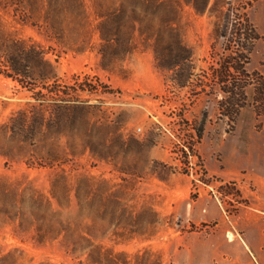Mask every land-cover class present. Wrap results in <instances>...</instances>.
I'll list each match as a JSON object with an SVG mask.
<instances>
[{"label":"rangeland","instance_id":"374dc122","mask_svg":"<svg viewBox=\"0 0 264 264\" xmlns=\"http://www.w3.org/2000/svg\"><path fill=\"white\" fill-rule=\"evenodd\" d=\"M258 1L0 0V264L233 263L221 239L264 218V116L198 82L230 11L264 75Z\"/></svg>","mask_w":264,"mask_h":264},{"label":"trees","instance_id":"16d2710c","mask_svg":"<svg viewBox=\"0 0 264 264\" xmlns=\"http://www.w3.org/2000/svg\"><path fill=\"white\" fill-rule=\"evenodd\" d=\"M219 36L225 43L224 52L218 59L214 55L208 70H202V78L198 82L200 90L220 96L219 113L234 122L239 110L248 103L246 89L251 86L252 104L256 114L264 116V75L256 70L246 69L254 43L260 38L255 26L247 15L234 16L230 11L226 14L225 27ZM5 75L25 84L24 79H18L20 71L16 67H11V71ZM206 117L204 113L199 127L195 129L194 140L201 138ZM185 148L192 150L191 146L184 144V149H179V152L187 154Z\"/></svg>","mask_w":264,"mask_h":264},{"label":"crops","instance_id":"0c3cea01","mask_svg":"<svg viewBox=\"0 0 264 264\" xmlns=\"http://www.w3.org/2000/svg\"><path fill=\"white\" fill-rule=\"evenodd\" d=\"M258 2L263 5L264 0ZM249 224L251 225L244 228L241 239L233 238L232 243H227L220 238L224 250L232 257V264H264V232L262 228L264 218L262 215L255 214L254 220Z\"/></svg>","mask_w":264,"mask_h":264},{"label":"bare ground","instance_id":"6f19581e","mask_svg":"<svg viewBox=\"0 0 264 264\" xmlns=\"http://www.w3.org/2000/svg\"><path fill=\"white\" fill-rule=\"evenodd\" d=\"M229 238L231 240L233 238V234H229Z\"/></svg>","mask_w":264,"mask_h":264}]
</instances>
